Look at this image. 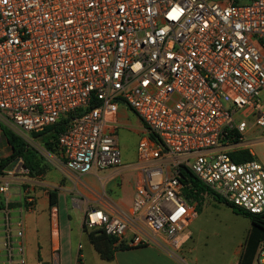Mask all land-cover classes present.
<instances>
[{"label":"built area","instance_id":"2783aa9c","mask_svg":"<svg viewBox=\"0 0 264 264\" xmlns=\"http://www.w3.org/2000/svg\"><path fill=\"white\" fill-rule=\"evenodd\" d=\"M120 107L144 134L133 204L88 208L85 229L104 231L118 249L176 255L199 217L187 170L264 219L263 164L231 155L264 130V0H0V127L29 145L73 117L59 152L65 172L81 177L123 165L122 125L111 119ZM29 178L22 158L1 170L0 264L28 263L25 220L9 205L18 183L24 210L34 209L22 188ZM51 220L58 233L59 213Z\"/></svg>","mask_w":264,"mask_h":264},{"label":"crops","instance_id":"0c3cea01","mask_svg":"<svg viewBox=\"0 0 264 264\" xmlns=\"http://www.w3.org/2000/svg\"><path fill=\"white\" fill-rule=\"evenodd\" d=\"M129 112L130 110L125 107H120L117 116L111 119L120 122L122 126L127 125ZM2 143L9 149V145L3 135L0 144ZM121 152L124 156L123 165L118 168L105 170L107 174L104 179L100 178L102 179L100 185L86 182L88 180H83V176L80 177L72 173L68 175V172H65L62 153L58 152L57 155L60 156L62 164L58 165L56 174L52 175L54 184L33 177L26 180V186L36 198V204L32 211L24 210L20 195V185L17 183L14 186L11 200L12 204L15 205L11 208V214L14 218L23 216L25 220L27 264H36L38 261H45L51 264H77L79 255L82 264H205L200 261L198 256H194L193 248H186L193 238L189 230H186L181 236V248L176 255L150 246L125 250L119 249L111 261H105L101 258L92 244L89 234L85 232V211L88 208H112L118 211L131 209L138 174L135 180L127 178V175L136 170L135 163L138 148L132 155L122 149ZM62 176L69 187L62 186L58 188V185L55 184L62 181ZM77 180L83 181L84 184H80ZM54 188H58L61 191L58 193L57 205L51 207L49 192ZM73 189L80 191L79 197H69V192ZM101 196H104L103 201L100 200ZM2 200L3 196L0 194V208ZM53 212L59 213L58 233H53L51 220ZM44 218L47 220V225L39 227V223ZM78 234H80V239L75 240ZM85 237L89 241L82 244ZM80 245L83 247L81 251L79 250ZM225 264H264V252L260 250V245L257 241L249 239L246 245H242L236 251V257Z\"/></svg>","mask_w":264,"mask_h":264},{"label":"rangeland","instance_id":"374dc122","mask_svg":"<svg viewBox=\"0 0 264 264\" xmlns=\"http://www.w3.org/2000/svg\"><path fill=\"white\" fill-rule=\"evenodd\" d=\"M141 130V121L130 111L128 124L122 126L117 132L119 145L123 151L125 150L132 155L137 150L140 140L144 137ZM248 140L256 142L248 149L255 156V159L264 166V130L252 129L248 134ZM0 146L3 150L2 156L4 158L9 157L11 152L8 147L3 143ZM29 148L38 154L41 161V171L37 172L33 178L54 184L52 175L56 174L58 165L62 164L60 156L47 150L41 140L38 139L33 138ZM106 174L105 170H99L97 173L94 170L83 176V180L87 179L88 181L86 182L100 185ZM30 177L32 176L30 175ZM127 178L135 180L137 178L136 170L128 174ZM65 182L62 176V181L55 184L58 185V188L62 186L69 187ZM81 183L84 184L83 181ZM22 188L26 191L28 186L22 185ZM58 188L52 189L51 192L59 193L61 190ZM79 193L80 191L73 189L69 192V197H79ZM191 202L194 206L197 205L196 209L199 217L187 229L192 233L193 238L186 248H193L194 256H198L201 262L205 264H225L236 257V251L242 245H246L249 239L257 241L260 245V250L264 252V230L253 226L249 218L235 213L224 203L214 200L211 195L206 194L201 199H192ZM44 225H47L46 218L38 226ZM79 235L75 237L77 238L75 240L80 239ZM83 239L82 244L89 241L86 237Z\"/></svg>","mask_w":264,"mask_h":264},{"label":"trees","instance_id":"16d2710c","mask_svg":"<svg viewBox=\"0 0 264 264\" xmlns=\"http://www.w3.org/2000/svg\"><path fill=\"white\" fill-rule=\"evenodd\" d=\"M73 119L63 120L56 125L50 126L45 129L42 133L34 134L33 138L41 140L44 147L50 152L58 153L60 151L58 138L63 133L67 125ZM2 135L9 145V150L11 155L4 158L0 162V173L1 170L7 167L12 161L18 158H22L25 162V167L30 171V175L34 177L37 172L41 171V161L38 154L29 148V145L14 134L11 130L6 127L1 126ZM234 161L238 163L248 162L255 159V156L248 149H243L231 154ZM184 183L186 184V195L189 199H201L206 194L211 195L212 198L220 203H224L229 208H231L235 213L240 214L246 218H249L253 226L264 230V219L262 217L248 213L240 208L228 203L227 201L220 198L213 191H211L202 181L196 177L192 172L186 171L183 173ZM50 205L54 207L58 203V193L53 191L49 193ZM15 204H10L12 208ZM85 232L89 234L90 240L94 245L95 249L105 261H111L114 259L115 253L118 248L115 247L116 240L107 236L104 231H92L89 232L85 229ZM125 250V249H122Z\"/></svg>","mask_w":264,"mask_h":264}]
</instances>
